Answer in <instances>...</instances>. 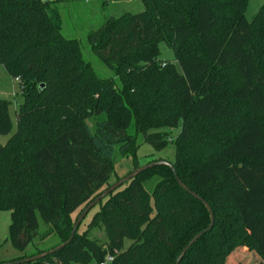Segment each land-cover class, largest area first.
Returning <instances> with one entry per match:
<instances>
[{
    "label": "trees",
    "instance_id": "16d2710c",
    "mask_svg": "<svg viewBox=\"0 0 264 264\" xmlns=\"http://www.w3.org/2000/svg\"><path fill=\"white\" fill-rule=\"evenodd\" d=\"M62 1L0 0V65L19 79L23 97L17 131L0 145V212H11L12 246L22 251L32 242L37 214L49 227L45 236L67 242L72 214L104 191L114 156L131 155L141 134L156 151L174 144L181 182L212 208L214 226L179 264H228L246 248L264 264V5L248 22L249 0H139L143 11L110 17L88 36L118 88L61 34L54 5ZM160 43L173 50L172 62L158 60ZM229 75L237 83L226 88ZM9 104L0 100L2 136L11 132ZM191 119L227 140L207 144L205 158L184 170L197 141ZM178 127L175 139L161 131ZM98 205L69 246L27 264H92L107 255L112 264H174L210 224L204 205L163 165ZM99 228L105 244L90 236Z\"/></svg>",
    "mask_w": 264,
    "mask_h": 264
},
{
    "label": "rangeland",
    "instance_id": "374dc122",
    "mask_svg": "<svg viewBox=\"0 0 264 264\" xmlns=\"http://www.w3.org/2000/svg\"><path fill=\"white\" fill-rule=\"evenodd\" d=\"M264 5V0H249L246 9V20L252 21L259 9ZM55 8L61 18V34L67 39L76 40L82 52L83 60L91 64L96 75L101 79H114L115 84L120 88L121 83L115 73L109 70L105 64L101 61L99 56L93 52L90 47L88 36L91 32L97 30L107 19L110 17L119 18L125 13L138 14L143 11V4L139 0H119L110 2L108 0H63L62 3L55 4ZM160 48V54L158 60L161 62H172L174 59L173 50H171L164 43L158 45ZM226 85L232 87L236 85L237 79L230 76L226 77ZM224 90L223 87L218 88ZM6 100L10 102L7 113L11 124V132L7 135H0V145H4L8 139L14 135L16 129V119L18 106L23 102L22 97V85L19 79L13 80L6 69L0 65V100ZM190 125L193 130L195 139V146L187 154V158L184 165V170L191 167L192 164L205 158V154L208 153L206 145L212 144L213 148L221 146L226 141L227 136L224 132H214L210 129V123L207 121H195L190 120ZM132 131V129H131ZM169 133L170 139H175L180 131V127L175 130H161ZM135 147L133 153L128 157H121L116 154L114 175L109 180L108 186H113L117 179H123L127 177L132 171L135 170V166L143 168L145 165L152 162L165 161L173 164L175 161V146L173 143H169L166 148L156 151L150 144L143 141V136L138 134L135 139ZM199 150L204 151V155L199 154ZM156 180H152L145 184L148 190H152ZM108 186L103 187V190L108 189ZM85 207L77 210L72 214V219L76 220ZM100 205L95 206L84 217V221L79 228V233L83 232L86 225L91 221V218L96 212L99 211ZM11 212L9 210L0 212V264H7V262H18L23 259L36 257L39 254L50 252L54 248L61 245V240L56 234L45 236L44 234L49 230V227L40 219L37 214V222L39 224L35 238L27 245L22 251L16 250L9 238V226L11 224L10 219ZM77 221V220H76ZM90 236L95 239L98 244L106 243V235L102 229L93 230ZM129 240H124L123 249L130 246ZM228 264H263L259 257L250 249H244L234 254L227 260ZM96 264V263H92ZM112 264V263H111Z\"/></svg>",
    "mask_w": 264,
    "mask_h": 264
},
{
    "label": "water",
    "instance_id": "95a60500",
    "mask_svg": "<svg viewBox=\"0 0 264 264\" xmlns=\"http://www.w3.org/2000/svg\"><path fill=\"white\" fill-rule=\"evenodd\" d=\"M160 165L167 166L168 168H170V170L173 172L174 178H175L178 186H180L183 190H185L191 197L193 196L197 201H200L204 205V207L206 208L207 212L209 213V217H210V224H209L208 228L203 230V231H201L200 233L196 234L193 237V239L183 248V251L179 254L177 260L174 263V264H179L181 262V260L184 258V256L186 255V253L191 249L193 244H195L201 237H203L204 235L208 234L209 231L212 229V227L214 226V216H213L212 208L209 205V203L204 201L195 192L190 191L181 182V180H180L179 176L177 175V172L174 170V167H173L172 164H170L168 162H165V161H161V160L159 162L149 163V164L145 165L143 168L135 169L127 177L118 180L116 183H114L113 186H109L108 189H106L103 192H101L98 197H96L90 203H88L87 206L81 212V214L77 217V219H76L77 221L75 222V224L73 226V229H72V231L70 233L69 240L67 242L59 245L58 247L54 248L50 252H45V253L39 254L36 257L23 259L22 261H18V262H7V264H27V263L35 262V261H38L39 259L47 257L48 255H52L53 253L61 250L62 248L66 247V246H69V244L73 241V239L75 237L74 235H75L77 229L79 228L81 223L84 221L83 220L84 217L89 213V211L91 209H93L95 206L98 205L99 201H101L102 199L107 197L109 194L113 193L116 189H118V187H120L123 184L129 182L130 179L135 178V177H137L138 175H140L142 173H145V171L148 170V169H151L153 167H160Z\"/></svg>",
    "mask_w": 264,
    "mask_h": 264
},
{
    "label": "built area",
    "instance_id": "2783aa9c",
    "mask_svg": "<svg viewBox=\"0 0 264 264\" xmlns=\"http://www.w3.org/2000/svg\"><path fill=\"white\" fill-rule=\"evenodd\" d=\"M17 79H15V81H17ZM114 258L111 255H107L103 261H101L100 263H96V264H111L113 262Z\"/></svg>",
    "mask_w": 264,
    "mask_h": 264
}]
</instances>
